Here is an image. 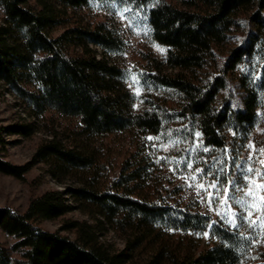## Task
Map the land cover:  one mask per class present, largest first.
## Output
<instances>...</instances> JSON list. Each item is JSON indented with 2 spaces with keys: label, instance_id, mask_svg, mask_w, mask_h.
<instances>
[{
  "label": "trees",
  "instance_id": "16d2710c",
  "mask_svg": "<svg viewBox=\"0 0 264 264\" xmlns=\"http://www.w3.org/2000/svg\"><path fill=\"white\" fill-rule=\"evenodd\" d=\"M31 1L0 0V81L36 116L77 119V135L88 140L129 136L135 150L112 176L109 159L52 137L31 162L15 165L4 158L5 136L28 135L31 127H0L1 174L22 180L46 163L57 178L81 182L45 192L24 213L0 208V228L19 256L9 264H129V249L147 251L145 264H264V247L253 251L246 235L162 188L160 165L142 142L165 135L189 146L198 133L205 147L237 157L264 125V0H95L145 10L152 38L168 48L164 63L146 58L140 77L148 97L138 108L122 83L125 69L107 58L123 47L120 35L105 22L89 28L67 16L92 0H39L38 10ZM75 204L94 219L64 223L75 239L40 227ZM106 225L128 234L126 249L101 241Z\"/></svg>",
  "mask_w": 264,
  "mask_h": 264
},
{
  "label": "rangeland",
  "instance_id": "374dc122",
  "mask_svg": "<svg viewBox=\"0 0 264 264\" xmlns=\"http://www.w3.org/2000/svg\"><path fill=\"white\" fill-rule=\"evenodd\" d=\"M44 1L51 3V0ZM31 5L36 10L41 8L39 0H32ZM56 9H59L57 5ZM66 11L68 17L83 27L92 28L99 22H105L120 35L123 47L117 52L107 53V58L125 69L126 74L122 83L134 98L135 108L142 106L148 97V91L145 90L140 77L146 67V58L152 57L164 63L168 51L167 46L152 38L147 12L119 1L95 0L86 6L69 8ZM4 18L5 14L0 8V24L4 22ZM62 29L57 27L53 35H58ZM92 47L97 49L96 46ZM97 51L103 56L102 49ZM0 127L14 129L31 127L28 135L5 136L7 144L4 158L15 165H26L31 162L39 145L52 137H57L65 145H75L82 151L109 159L114 164L111 166L112 176L118 172L124 159L130 157L135 150L129 136L114 134L88 140L77 135L79 129L77 119L64 117L52 111L36 116L2 81H0ZM263 131L264 125H257L235 159L229 151L220 152L205 147L198 133L189 146L175 144L165 135L143 138L142 142L149 148L153 160L160 165L163 175L162 188L177 191V196L182 197L184 201L193 200L201 211L208 212L230 228L246 235L252 240L253 251L256 252L264 247V221L261 219L264 217V200L261 199L264 197V188L258 190L256 188L257 185L264 184V143L261 140ZM198 169L202 171L198 172ZM248 169L252 171L248 172ZM52 171L49 164L35 163L22 180L0 173V208H10L15 212L24 213L31 200L45 192H63L67 188L81 185L78 177L68 175L57 178ZM214 180L220 186L219 193L216 188L211 187ZM250 182L253 185L251 196L246 195ZM225 189L228 191L225 192ZM249 219L255 221L254 226H249ZM70 221L94 223L88 211L75 204L73 212L61 219L44 221L40 223V227L75 239L74 232L61 230L64 223ZM101 233V241L113 251L119 252L128 247V234L121 230L106 225ZM180 237L181 233L174 235V242ZM208 239V234H204L203 241ZM15 242L13 237L0 228V254L3 255L5 264H9L11 256L19 257L12 250ZM128 252L132 254L129 264H145L150 259L147 251L142 249H129Z\"/></svg>",
  "mask_w": 264,
  "mask_h": 264
},
{
  "label": "snow or ice",
  "instance_id": "6c2138e0",
  "mask_svg": "<svg viewBox=\"0 0 264 264\" xmlns=\"http://www.w3.org/2000/svg\"><path fill=\"white\" fill-rule=\"evenodd\" d=\"M188 166L191 167V164H189ZM197 171L199 172V171H202V170H199V169H198ZM221 171H223V169H221ZM251 171H252L251 169H248V172H251ZM245 178L248 179V177H245ZM229 183H232V182H229ZM211 187L216 188L217 193H219L220 186H218V185L216 184L215 180L213 181ZM247 187L249 188V192L246 193V195L251 196V195H252V188H253L252 183L250 182V183L247 185ZM256 188H257V190L260 189V188H264V184H262V185H257ZM224 191L227 192L228 190L225 189ZM261 199L264 200V197H262ZM245 207H247V203H245ZM250 216H251V211H249V217H250ZM261 219H262V221H264V217H262ZM254 225H255V221H252L251 219H249V226L252 227V226H254Z\"/></svg>",
  "mask_w": 264,
  "mask_h": 264
}]
</instances>
